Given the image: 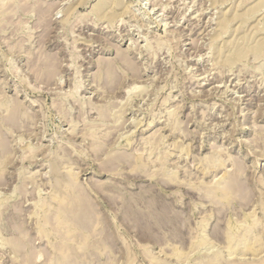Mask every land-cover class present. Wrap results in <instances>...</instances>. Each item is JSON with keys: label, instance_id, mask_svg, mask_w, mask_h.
<instances>
[{"label": "rangeland", "instance_id": "374dc122", "mask_svg": "<svg viewBox=\"0 0 264 264\" xmlns=\"http://www.w3.org/2000/svg\"><path fill=\"white\" fill-rule=\"evenodd\" d=\"M0 264H264V0H0Z\"/></svg>", "mask_w": 264, "mask_h": 264}]
</instances>
